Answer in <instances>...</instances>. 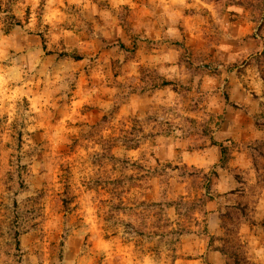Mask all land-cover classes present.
I'll list each match as a JSON object with an SVG mask.
<instances>
[{"label": "clouds", "instance_id": "9594fccd", "mask_svg": "<svg viewBox=\"0 0 264 264\" xmlns=\"http://www.w3.org/2000/svg\"><path fill=\"white\" fill-rule=\"evenodd\" d=\"M0 264H264V0H0Z\"/></svg>", "mask_w": 264, "mask_h": 264}]
</instances>
